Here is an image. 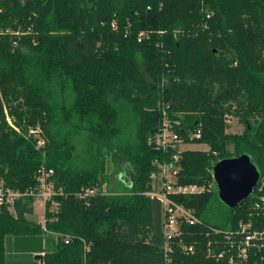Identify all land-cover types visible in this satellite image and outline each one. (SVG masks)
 Returning <instances> with one entry per match:
<instances>
[{
    "label": "trees",
    "instance_id": "16d2710c",
    "mask_svg": "<svg viewBox=\"0 0 264 264\" xmlns=\"http://www.w3.org/2000/svg\"><path fill=\"white\" fill-rule=\"evenodd\" d=\"M0 27L10 30L0 38V177L24 190L45 164L60 191L45 223L59 240L42 263L24 264H229L237 248L227 235L241 222L264 232V0H0ZM5 108L24 133L40 124L46 146L13 128ZM229 115L242 133L227 132ZM166 119L182 142L209 146L180 151L178 181L215 186L173 195L200 222L184 227L195 251L176 246L171 262L161 203L146 194L157 162L177 151L150 140ZM242 152L262 178L231 208L212 167ZM111 165L130 178L126 191L108 190ZM83 187L99 188L90 204L75 194ZM33 199L16 214L0 209V264L6 235L46 233L26 217ZM259 242L245 264H264V235Z\"/></svg>",
    "mask_w": 264,
    "mask_h": 264
},
{
    "label": "built area",
    "instance_id": "2783aa9c",
    "mask_svg": "<svg viewBox=\"0 0 264 264\" xmlns=\"http://www.w3.org/2000/svg\"><path fill=\"white\" fill-rule=\"evenodd\" d=\"M113 26L116 27L115 23ZM9 31L8 28L4 29L0 27V38ZM13 32L17 35L22 33L20 30ZM13 44H17V41H14ZM5 112L9 124L17 131H20L21 129L14 123L7 108H5ZM200 135V130L195 133L196 137H200ZM26 136L31 137L35 141L37 148L41 149L46 146V136L40 124L30 125L26 131ZM150 140L158 149H163L164 151L177 149L173 155V160L170 162H157V169L151 173V189L146 192L151 198L157 199L161 203L163 214L162 248L166 261L171 262V255L174 253L176 246L180 247L184 252L195 251L196 248L193 244H187L183 241L184 227L200 222L195 209L177 201L173 195L204 193L211 191L213 185L209 186L210 183L207 185L205 183H181L178 181L180 166L177 161L181 151L180 143L182 142V138L179 133L175 132L169 120L166 119L164 121L163 126ZM53 175L54 169L43 164L36 174V186L24 190L7 185L4 179L0 177V209L7 207L10 210H15L17 203L27 197L39 198L45 205L47 201L55 203L56 201H54L53 197L60 191L55 188V183L52 179ZM97 193L98 189L96 187H83L75 194L85 204H90L91 198ZM44 230L48 231L46 225H44ZM263 235V231L252 230L250 222H241L237 230L227 235L228 238L232 239V245H236L237 248L236 252L230 253L229 264H245L250 251L261 245L259 240L263 239ZM208 251V254L212 255L211 248ZM217 255H224V251L217 253ZM233 255H237V257Z\"/></svg>",
    "mask_w": 264,
    "mask_h": 264
},
{
    "label": "water",
    "instance_id": "95a60500",
    "mask_svg": "<svg viewBox=\"0 0 264 264\" xmlns=\"http://www.w3.org/2000/svg\"><path fill=\"white\" fill-rule=\"evenodd\" d=\"M212 173L219 199L231 208L252 195L262 178L258 164L248 152L219 159L213 164ZM120 177L131 184L127 175Z\"/></svg>",
    "mask_w": 264,
    "mask_h": 264
},
{
    "label": "rangeland",
    "instance_id": "374dc122",
    "mask_svg": "<svg viewBox=\"0 0 264 264\" xmlns=\"http://www.w3.org/2000/svg\"><path fill=\"white\" fill-rule=\"evenodd\" d=\"M227 124H228V128H227V132L228 133H242L245 129V124L244 122L240 121L239 118L235 115H229L227 117ZM20 129V128H19ZM19 133H23V134H26L24 133L22 130L18 131ZM191 136L192 133H191ZM185 149H197V150H208L209 149V146L208 144L206 143H203V142H191V141H183L180 143V150H185ZM235 149V145L233 143H230L229 146H228V150L229 152H233ZM121 172H119V170L117 169V167L115 166H110V170H109V182L107 183V186H108V190L110 189V191H115V192H123V191H126L129 186L131 184H128L126 183L121 177ZM209 183H207L208 185ZM212 186V189H214V184L213 183H210L209 186ZM217 185V184H216ZM99 189V188H98ZM211 189V190H212ZM59 205L60 203L58 201H56L55 203H52L51 205V210L52 211H58L59 210ZM10 210V209H9ZM12 213H15L16 214V210H10ZM45 212L44 211V207L40 205V203H38L37 205V209H36V213L35 215H33L34 219L36 221H39V222H42L44 221L45 219ZM26 217L29 219H32L28 213L26 214ZM29 219V220H30ZM33 221V220H32ZM36 221H33L35 223H38ZM46 221H44V225H45ZM43 227V226H42ZM44 229V228H43ZM48 239H40V240H35V239H31L30 242L26 243V244H29L28 246H34L36 247L37 244H40L42 245L43 248H46L48 250L51 249V243L52 241L53 242H58V238L59 237H56L55 240L53 239H50L49 237H47ZM40 242V243H38ZM13 243H7L5 244V254L7 251L11 250L13 248Z\"/></svg>",
    "mask_w": 264,
    "mask_h": 264
},
{
    "label": "crops",
    "instance_id": "0c3cea01",
    "mask_svg": "<svg viewBox=\"0 0 264 264\" xmlns=\"http://www.w3.org/2000/svg\"><path fill=\"white\" fill-rule=\"evenodd\" d=\"M38 203H40V205L44 207V211H46L45 203L39 198H34L32 202L33 210L28 213V215L32 218V219L29 218L30 220L36 221L33 215H35L36 213ZM45 219H46V212H45ZM44 221L42 222L36 221V222L41 224L44 228ZM47 237L55 240V238L58 237V234L52 233L50 231H46V233L44 232L40 234V239L43 240L48 239ZM31 239H32L31 237H26V236H14L12 234L6 235L5 244L9 242L14 244V245L12 244L13 248L6 252L5 258L8 264L42 263L43 256L45 255V253L53 250L55 245L57 244V242L55 243L52 241L51 243L52 247L50 250L43 248L42 245L40 244H37L36 247L32 245L28 246L29 244L26 243L30 242ZM39 254L42 255V257L37 256Z\"/></svg>",
    "mask_w": 264,
    "mask_h": 264
}]
</instances>
